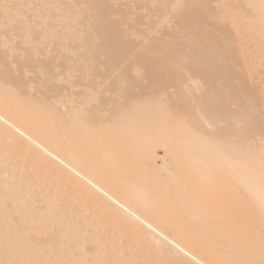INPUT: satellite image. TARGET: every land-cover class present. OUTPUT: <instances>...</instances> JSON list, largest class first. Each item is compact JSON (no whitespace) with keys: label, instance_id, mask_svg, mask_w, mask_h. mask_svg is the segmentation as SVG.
Wrapping results in <instances>:
<instances>
[{"label":"bare ground","instance_id":"1","mask_svg":"<svg viewBox=\"0 0 264 264\" xmlns=\"http://www.w3.org/2000/svg\"><path fill=\"white\" fill-rule=\"evenodd\" d=\"M114 2L0 4V264H264V0Z\"/></svg>","mask_w":264,"mask_h":264},{"label":"rangeland","instance_id":"2","mask_svg":"<svg viewBox=\"0 0 264 264\" xmlns=\"http://www.w3.org/2000/svg\"><path fill=\"white\" fill-rule=\"evenodd\" d=\"M6 1L7 0H0V4H4V3H6ZM107 1V0H106ZM113 1H115L114 3H112L113 5V7H115L114 8V10L116 11H118V13H122V15H126V13H127V15L129 14L130 16L131 15H137V17L140 15V17H139V19H137V20H139V21H137V25H138V23H139V25L136 27L137 29V31H139L142 35H143V33L145 34H147V33H149V36H148V39L147 40H149V38L151 37L150 35L153 33V37H155L156 38V36L158 37V38H163V39H165L166 37V35H168L169 34V36H167V37H169V40H171V41H173L172 40V38H170L173 34H175L176 32H178V30L179 29H177L178 28V26L176 25L177 23L179 24V22H178V19L177 18H173L175 21H173V19H172V15L170 16V15H168L167 17H166V19H165V22H161V23H159L158 22V20H161L160 19V16H158L159 15V13L157 14L156 13V10L158 11V9H157V7L155 8V6H154V8H153V5H151V1L152 0H141V2H138V0H113ZM140 1V0H139ZM213 1V0H212ZM148 2V3H147ZM150 3V4H149ZM125 13V14H124ZM157 14V15H156ZM29 16H30V14H28ZM134 15V16H135ZM134 16H132V18L134 17ZM157 16V17H156ZM136 17V16H135ZM136 17V18H137ZM119 17H117L116 18V20H119L118 19ZM133 20H135V19H133ZM132 19H128V21L126 22V23H128V25H129V27L130 26H133V21ZM129 21H131L132 23H130ZM158 23H157V22ZM154 22H156V23H154ZM166 22H167V24H166ZM174 22H176L175 24H174ZM128 25H127V27H128ZM169 25V26H168ZM151 26V27H150ZM12 27V26H11ZM11 27H9V26H2V29H0V31L2 32V30H10V37L8 36L7 38H12L13 36L11 35V34H15V36H16V34H19V33H17L15 30H11L10 28ZM154 29H153V28ZM151 28H152V32L150 33V31L148 32V31H146V30H151ZM12 29H13V27H12ZM130 29V28H129ZM177 29V30H176ZM142 31V32H141ZM143 31H145V32H143ZM174 31V32H173ZM12 32V33H11ZM136 32V31H135ZM170 33H171V35H170ZM145 34V36L147 37V35ZM20 35V34H19ZM18 35V37L17 38H19L20 36ZM165 35V36H164ZM12 36V37H11ZM132 37V36H131ZM130 37V40H134L135 38H131ZM153 37H151V38H153ZM165 37V38H164ZM7 38L5 39V40H7ZM21 39H23L22 37H20ZM20 38L19 39H17V40H19V41H22V40H20ZM143 38H144V35H143ZM158 38H156V39H158ZM145 39V38H144ZM160 39H158V40H160ZM12 40V39H11ZM11 40H8V42H7V50H6V46H4V47H2V49L3 50H5V51H7L5 54L9 57V55H11L10 56V58L11 59H9L8 58V60H9V62H11L12 63V60H13V63H16V60H18L19 58H17V56L19 55V54H21V50H19L20 48H22L23 46H20V45H22L21 44V42L19 43V41H17L16 40V38H13V40H14V42H15V40H16V43H14V42H10ZM12 40V41H13ZM168 40V39H167ZM248 41L249 40H246V42L248 43ZM10 42V43H9ZM138 42H142V41H138ZM137 42V43H138ZM140 43H138V45H140L141 46V48H143V47H145V46H147L148 45V42L146 43V45L145 46H143V44H140ZM142 43H144V42H142ZM171 43V42H170ZM16 44V45H15ZM18 44V45H17ZM252 43H249V44H246V47H248L249 49H251V50H249L248 51V54H246V56L248 55V56H250V57H256V54H254L255 52H256V49H252L251 48V45ZM249 45H251L250 47H249ZM12 46V47H11ZM15 46H18V47H20L19 49H16L17 47H15ZM139 46V47H140ZM9 47V48H8ZM11 47V48H10ZM14 47V48H13ZM5 48V49H4ZM15 49V50H14ZM18 50V51H17ZM4 51V52H5ZM19 51H20V53H19ZM254 51V52H253ZM16 52H17V54H16ZM14 53H15V55H14ZM22 53H23V50H22ZM22 55V54H21ZM21 55H20V57H21ZM13 56L15 57L16 56V60H14V58H13ZM40 56V55H39ZM39 58V57H38ZM40 58L42 59V56H40ZM17 64L18 63H16L14 66H13V68L15 67L16 69L17 68H19L18 69V72H15L14 71V74L16 73V75L19 77H23L24 78V76L26 77V79H23V80H25V82H27V83H30L29 81L30 80H27L29 77L31 78V79H33L34 77L35 78H37V74H33V73H31V71H29V72H27L28 71V69L30 70V67H29V65H23V67H21V66H19V67H17ZM27 67H28V69H27ZM22 71H21V70ZM24 69V70H23ZM27 70V71H26ZM17 71V70H16ZM21 73H20V72ZM259 79H258V81H259V83H258V81H257V79L255 78V82H256V84H258V86H256L257 88L258 87H261L262 89H257V88H255L256 90H259V91H257L258 93H256V90L254 91V93H256V98H258V97H260V96H262L263 98H264V85H263V83H264V66L263 65H260V69H259ZM23 73H25V74H23ZM21 74V75H20ZM15 75V76H16ZM32 76V77H31ZM29 78V79H30ZM36 80V79H35ZM263 82L262 83V85L260 84V82ZM26 83V84H27ZM32 83H34V80H31V85L33 86V84ZM66 83V82H65ZM29 85V84H28ZM60 86H63V87H61V91H63L64 89H66L67 87H68V85L66 84V86H64L63 85V82L62 83H60ZM28 87V86H27ZM29 87H31L30 85H29ZM63 92H65V90L63 91ZM67 92H68V89H67ZM261 92V93H260ZM53 95H56V94H54V92L52 93ZM263 98H262V103H263ZM261 97L259 98V100H257V102L259 103V105H261ZM262 105H264V104H262ZM259 107H262V106H259ZM263 109H264V106L262 107V108H260V110H262V112H263ZM264 113V112H263ZM262 134L264 135V131H262ZM263 137V136H262ZM159 155L161 156V155H163V153H162V151L160 150V152H159ZM160 161V160H159Z\"/></svg>","mask_w":264,"mask_h":264}]
</instances>
